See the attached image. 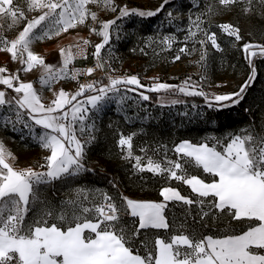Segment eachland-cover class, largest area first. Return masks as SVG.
Here are the masks:
<instances>
[{"label": "snow or ice", "instance_id": "6c2138e0", "mask_svg": "<svg viewBox=\"0 0 264 264\" xmlns=\"http://www.w3.org/2000/svg\"><path fill=\"white\" fill-rule=\"evenodd\" d=\"M171 2L163 0L159 7L149 11L119 7L116 18L98 21L97 12L88 6L95 4L101 6L102 10L116 12L115 0H24L27 12H39L31 19L18 0H0V21H6L8 29L26 21L15 38L0 35V52L10 54L11 60L22 66L12 73L6 67H0V85L16 94L9 96L5 90H0V127L18 132L21 139L30 136L48 152L43 158L45 163L39 165V169L46 170L18 168L14 164L15 156L0 141V264H264V251H261L264 250V134L256 132L253 127L229 133L224 138H206L201 143L183 140L173 149L177 156L175 160L167 156L166 146L162 159L147 156L148 150L141 148L146 163L143 162L145 157L133 156L135 133L120 135L118 145L121 149H127L126 155L121 158L135 161L132 164L134 175L145 172L153 176L166 175L168 180L180 181L188 186L192 195H183L178 188L165 186L160 189V201L134 199L120 193L121 203L118 204L115 197L107 192L100 193L97 189L104 202L85 207L80 197L87 200V190L77 188L74 190L75 199L62 202L71 206V215L64 211L56 215L54 208L40 200V186L54 181L66 182L95 170L86 166L88 149L98 131L92 115L100 113L106 104L112 102L118 106V110H122L128 100L135 99L128 93H135L140 101L150 100L147 92L200 96L209 109L216 110L238 105L244 99L248 87L257 76L255 59H264V44L243 43L242 51L251 71L239 91L235 92H206L199 83L192 81L191 76L180 85L161 82L153 77L150 78L153 83L146 86L137 75H112L116 71L110 63L114 56L111 46L113 33H116V39L120 38L117 22L130 16L154 17ZM199 4L200 0L192 3L187 28H176L187 34L174 62L181 59V54L190 55L196 51L198 43L201 51L196 63L201 69L208 66L209 46L216 52H225L218 42L217 33L210 27L211 17L218 11L217 4L224 8L243 4L245 14H251L256 9L264 16V0H216V3L205 0L204 9L193 12ZM89 17L94 23H99L98 29L90 27V33L102 38L100 43L95 44L92 53L95 67L69 69L73 60L84 54L85 47L90 44L87 39L82 41L85 47L80 44L75 46V54L71 48L67 51L60 48L61 67L47 64L43 56L32 50L35 41L52 39L78 25H84ZM165 19L171 26L181 19V14L177 11L173 15V10H169ZM0 27L3 25L0 24ZM217 27L228 37L235 38L231 42L232 47H236L235 42L243 40L240 29L231 23H222ZM198 34H202L199 40L196 39ZM189 41L192 42L191 49L188 47ZM176 42L175 33L161 35L158 32L155 37L146 39L145 48L157 45L163 52L172 49ZM106 48L107 55H104ZM145 48L140 51L146 55ZM83 58L87 56L83 55ZM37 67L42 70L39 77L41 88L47 87L53 92L54 98L49 103L43 102L33 82H24L18 74ZM97 70L105 72L107 84L93 80L80 84L78 90L71 94L63 88L59 91L52 89V85L60 80H76L81 74L90 76ZM204 79L201 76V80ZM180 103L184 101H167L164 97L160 100L162 107ZM37 127L41 129L39 134ZM208 139L214 143L210 144ZM189 167L201 168L213 179L206 182L200 176L190 174ZM110 183L114 188L118 187L115 178ZM38 203L45 207L28 221V215ZM170 203L184 208L183 222L177 224L174 216L170 224L167 218ZM93 213L94 218H90ZM124 215L133 220L131 234L121 226ZM197 216L202 227H207L204 222L209 217L214 222L227 217L230 222L224 230L227 234L199 237L187 223L189 217L196 223ZM51 219L58 222L50 223ZM231 221L239 224L248 222L249 226L235 234ZM172 226L177 228L179 234L172 235L170 239L156 236L154 250L151 241L146 238L141 242L146 255L134 251V241L142 230H170Z\"/></svg>", "mask_w": 264, "mask_h": 264}, {"label": "trees", "instance_id": "16d2710c", "mask_svg": "<svg viewBox=\"0 0 264 264\" xmlns=\"http://www.w3.org/2000/svg\"><path fill=\"white\" fill-rule=\"evenodd\" d=\"M210 2L216 3V0H210ZM169 4L172 7L173 13L179 11L181 14L180 20L175 21L171 26L168 25L167 21L163 20V17H159L165 12L166 8L154 17L142 18L134 16L130 20H127L124 25L121 32L122 38L119 42L121 45L120 48L128 51L131 56L135 57L138 54L139 48H145V41L148 37H155L158 32L161 35L175 33L177 42L172 49L161 52L156 47L145 48L147 53L146 57L154 61L152 62V67L161 64L163 70L171 64L172 59L178 54V49L183 46L184 36L187 33L186 31H177L176 28L177 25L181 28H187L189 9L192 8V2L190 0H172ZM204 7L205 0H200L199 7L193 9V12H199ZM243 7V4L230 6L231 9H228V12H224L227 8L222 7L225 10L218 12L214 15L213 20L211 19V30L217 33L218 42L225 48V52H216L209 46L210 57L208 66L206 69H202L209 83L228 82V85L232 86V92L239 91L240 86L247 80L251 71L245 59V54L242 51L243 43L251 41L264 44V16L260 15L256 9L251 14H245L242 11ZM224 14L229 15V17L222 18ZM222 21H227V23H231L240 29L243 40L235 42L236 47L231 46V42H234L235 38L228 37L226 34L220 32L217 27ZM162 23L164 25L163 27H161ZM205 26L207 27L209 25ZM201 38V34H198L196 37L197 40ZM190 42H188V47L190 46ZM196 45L199 46L198 43ZM154 48L155 51L153 50ZM184 55L181 54V56ZM254 62L257 68L256 79L248 87L244 99L238 105L219 110L214 108L209 109L203 97L170 93L171 95H175L173 98L184 101V103H188L187 105L196 103L200 106L203 111L201 117L188 118L185 115L179 114L176 110L179 106H176V109L170 108L164 111L157 118L132 122L120 113L114 111L107 112L99 120L96 139L87 152L86 166L92 167L95 170L93 172L82 173L80 176L66 182L54 181L51 184L40 186V200L46 201L51 208H54L56 215L61 211L71 215V206L64 205L62 202L75 199L76 193L74 190L77 188L87 190L89 198L84 200L83 196L80 197L85 207H93L95 204H101L103 199L100 193L103 192H107L109 195L115 197L118 204L121 203L120 193L131 198L161 200L162 198L159 192L165 186L176 187L183 195H192L188 186L180 181L168 180L166 175L153 176L148 172L134 175L132 164L135 161L121 158L126 153L118 145V139L121 134L129 136L135 133L132 141L133 156L139 155L145 157L143 162L146 163V156L145 153L140 151L141 148L148 150L147 156L162 159L164 155L163 148L166 146L168 149L167 156L175 160L177 156L173 149L182 140L201 143L205 142L206 138L213 136L224 138L229 133H238L241 129L249 127H253L256 132L264 134V59L256 58ZM100 80L104 82V78ZM8 92L11 95H16L10 89H8ZM146 94L150 96V100L146 101V103L150 106H158L161 105V96L165 93L147 92ZM166 100L168 101V99ZM207 142L210 144L214 143L211 139H208ZM89 161L95 162V164H90ZM188 171L192 175L200 176L205 181H211L213 179L210 174L204 173L201 168L189 167ZM114 178L118 182V187L116 188L110 183ZM97 189L100 190V193L96 192ZM43 207L45 205L38 203L28 215L27 220L31 221L36 212ZM193 215H196L195 210L193 211ZM94 216L95 214L93 213L90 218H94ZM174 216L176 217L177 224L183 222L185 219L184 208L170 203L167 210V218L170 224ZM57 222L55 219L50 220V223ZM187 223L202 238L206 235L222 236L227 234L224 230L230 222L227 217L215 222L209 217L204 222L207 224V227H202L197 216L196 223H193L191 217L188 218ZM254 223H258V221ZM132 225V218L124 215L121 220V226L129 234L133 231ZM64 226L67 227V225ZM248 226V222L239 224L231 221V227L235 230V234L246 230ZM174 234H179L175 226H172L170 230H142L139 237L134 241V251L139 252L141 255H146V249L142 246V241L147 238L151 241V247L154 250L156 236L170 239Z\"/></svg>", "mask_w": 264, "mask_h": 264}, {"label": "rangeland", "instance_id": "374dc122", "mask_svg": "<svg viewBox=\"0 0 264 264\" xmlns=\"http://www.w3.org/2000/svg\"><path fill=\"white\" fill-rule=\"evenodd\" d=\"M192 3L194 0H190ZM22 7H24L26 11V15L29 19L33 18L36 15H39V12H27V6L24 4V0L18 1ZM163 3V0H115V4L117 5V11L112 12L108 10H102L101 6L92 4L88 7L92 10L97 12L98 14V21H104V20H110L114 19L119 15V7L127 6L129 9L135 8L143 11H149V10H155L159 5ZM165 12L161 14L159 17H163V20H166V14L169 10H172V7H170V4L165 6ZM218 12H222L225 10L224 8L217 5ZM228 9H231L228 7L226 11L228 12ZM177 13H173V15H176ZM222 18H227L229 15L224 14L222 15ZM134 16H130L127 18H124L122 20H119L117 23L120 28L119 32V39H116V33H113V38L111 40V46L114 51V56L112 60L110 61L112 68L116 69L112 75L114 76H120V75H137L143 84L146 86H150L153 83V80L150 78L156 77L161 82H166L169 84H175L180 85L183 81H185L189 76H191L192 81L199 83L200 87L204 89L206 92H212V93H230L232 86L228 85V82H214L209 83L208 78L206 77L205 72L201 69V66L197 64L196 62L199 60L200 55H198L199 52V46L196 45V51L191 52V54H185L184 56H181V59L179 61L174 62V58L172 59L171 64L165 68L161 64L154 65L152 67V61L149 57H146L144 53L140 51L141 48L138 50V54L134 57L131 56L128 51L120 48V40L122 38V30L124 25L126 24L127 20H130ZM214 15L211 17L213 20ZM26 21H21V23L12 28H7V22L6 21H0V24L3 25V27H0V35H3L7 37L8 39L15 38V36L18 34V32L23 28ZM222 23H227V21H222ZM178 26V25H177ZM90 27H96L99 28V23H94L91 18L89 17L84 25H78L74 29H69L67 32L61 33L59 36H54L52 39H45L43 41H35L32 45V50L43 56L45 59V62L47 64L55 65L56 67L62 66V60L60 55V48H65L66 51L71 48V51L75 54L77 52L76 45L82 44L83 39H87L90 41V47L89 52L87 55V58H83L79 56L76 59L73 60L72 64L69 65V69L71 70V66L75 65H85V64H95V58L93 57L92 53L94 52L95 44L101 42V37L97 36L93 33H90ZM202 36V34H201ZM251 42V41H250ZM247 43V42H245ZM255 43V42H253ZM153 47H156V49L159 48L157 45H153ZM189 48H192V42H190ZM146 52V51H145ZM103 54L107 55V48L103 50ZM0 67H6L9 70V73L16 72L18 69H20L22 66L18 62H14L11 60L10 54L0 52ZM41 69L39 67L33 69L30 72H23L20 71L18 74L21 78V80H37L41 76ZM103 72V75H101L98 80L101 78H104V82L106 81V84L108 83L107 77L105 75V72ZM7 74V73H6ZM201 76H204L205 79L201 80ZM91 80L87 79L84 83H88ZM102 82V83H104ZM55 84L59 85L60 87L64 88L67 92L75 93L72 88L74 86V82L70 78H66L64 80H60L56 82ZM216 85H220V87H217ZM2 86V85H1ZM1 88H4L3 86ZM79 88V87H78ZM78 90V89H77ZM140 91H143L141 89ZM7 92V91H6ZM9 95V94H8ZM129 96L135 97L134 100H128L126 105L122 110H118V106L112 102L109 104H106L104 106L103 111H101L98 114H93L92 119L97 124L99 120L102 118L104 114H106L109 111H114L117 113H120L124 115L125 117H129L130 119H127L129 121H140V120H146L144 117L149 118H157L163 114L164 111H167L170 108L176 109L179 112V114L185 115L184 113H187L185 115L188 118H196L201 117L203 111L196 103H191L190 105H187L188 103H182L179 105H172L168 104L167 107L165 106H150L146 103V101H140L139 97L135 93H128ZM173 95V96H172ZM164 94L161 97H164L165 99H168V101H171L175 98H173L174 94ZM177 98V96H176ZM80 99H83V97H80ZM193 105H197V108H193ZM177 106V107H176ZM167 108V109H165ZM197 113H200L199 115ZM2 114V113H0ZM27 130H25L26 132ZM40 128H36L37 134L40 133ZM96 136V133H95ZM119 140V139H118ZM0 141L4 143L6 148L11 151V153L15 156L14 164L18 168H27L32 167L35 170H44L39 169V165L44 164V157L48 155V152L44 149H42L38 143L32 140L30 136H26L25 139H21V135L18 132H14L10 129H5L3 127H0ZM126 153L127 150L123 149ZM90 164H95V162L89 161ZM137 199V198H134ZM159 201V200H158Z\"/></svg>", "mask_w": 264, "mask_h": 264}, {"label": "built area", "instance_id": "2783aa9c", "mask_svg": "<svg viewBox=\"0 0 264 264\" xmlns=\"http://www.w3.org/2000/svg\"><path fill=\"white\" fill-rule=\"evenodd\" d=\"M81 46L82 47H85V46H83V44H81ZM89 47H90V44L88 45V46H86L85 47V52H84V55H88V52H89ZM81 57H82V55H81ZM88 67H95V64H85V65H75V66H71L70 68L71 69H73V68H75V69H81V70H84V69H87ZM101 75H103V72L101 71V70H97V71H95L92 75H86V74H81V75H79L78 77H77V79L76 80H73V82H74V86H73V90L74 91H77V89H78V87H79V85L80 84H85L84 82L87 80V79H89V80H91V81H93V80H98V78L101 76ZM104 202V201H103ZM102 202V203H103Z\"/></svg>", "mask_w": 264, "mask_h": 264}, {"label": "crops", "instance_id": "0c3cea01", "mask_svg": "<svg viewBox=\"0 0 264 264\" xmlns=\"http://www.w3.org/2000/svg\"><path fill=\"white\" fill-rule=\"evenodd\" d=\"M24 82H33L34 83V87L39 90L42 98H43V102L45 103H49L54 97H53V92L50 91L47 87H44V88H41V85L39 83V78L37 80H23ZM104 84H106V81L104 82ZM4 88H0V90H5L7 91V93L9 94V96H12L9 92H8V89H6L5 86H3ZM62 87H60L59 85L57 84H53L52 85V89L54 91H59ZM64 89V88H63ZM65 90V89H64ZM66 91V90H65ZM67 92V91H66ZM41 130V129H40ZM183 141V140H182ZM181 141H179L177 144H179ZM176 144V145H177ZM125 150H127L125 148ZM46 170V169H44ZM206 182H211V181H206ZM131 198V197H130ZM142 200H153V201H158V200H154V199H142ZM162 200V199H161ZM160 201V200H159Z\"/></svg>", "mask_w": 264, "mask_h": 264}]
</instances>
